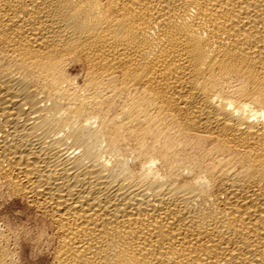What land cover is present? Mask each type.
Here are the masks:
<instances>
[{"label": "bare ground", "instance_id": "1", "mask_svg": "<svg viewBox=\"0 0 264 264\" xmlns=\"http://www.w3.org/2000/svg\"><path fill=\"white\" fill-rule=\"evenodd\" d=\"M0 188L50 264H264V0H0Z\"/></svg>", "mask_w": 264, "mask_h": 264}, {"label": "rangeland", "instance_id": "2", "mask_svg": "<svg viewBox=\"0 0 264 264\" xmlns=\"http://www.w3.org/2000/svg\"><path fill=\"white\" fill-rule=\"evenodd\" d=\"M3 224L19 235L21 264H50L52 250L47 243L52 231L47 219L19 196L0 188V226ZM41 234L43 238L36 244Z\"/></svg>", "mask_w": 264, "mask_h": 264}]
</instances>
